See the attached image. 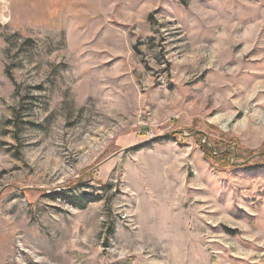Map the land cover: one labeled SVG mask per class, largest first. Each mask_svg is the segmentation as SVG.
I'll return each mask as SVG.
<instances>
[{
	"label": "rangeland",
	"instance_id": "1",
	"mask_svg": "<svg viewBox=\"0 0 264 264\" xmlns=\"http://www.w3.org/2000/svg\"><path fill=\"white\" fill-rule=\"evenodd\" d=\"M0 2V264H264V0Z\"/></svg>",
	"mask_w": 264,
	"mask_h": 264
},
{
	"label": "trees",
	"instance_id": "2",
	"mask_svg": "<svg viewBox=\"0 0 264 264\" xmlns=\"http://www.w3.org/2000/svg\"><path fill=\"white\" fill-rule=\"evenodd\" d=\"M209 156L210 157H208V158L214 159V157H212L211 154ZM60 195H61V197H63L64 200H67V202L70 203L73 207L82 209V208H84V206H86L87 199H85L84 196L83 197H75V196H73L72 191L71 192H63Z\"/></svg>",
	"mask_w": 264,
	"mask_h": 264
},
{
	"label": "bare ground",
	"instance_id": "3",
	"mask_svg": "<svg viewBox=\"0 0 264 264\" xmlns=\"http://www.w3.org/2000/svg\"><path fill=\"white\" fill-rule=\"evenodd\" d=\"M5 4H6L5 2H4V3H1V2H0V5H1L2 7H4ZM1 13L4 14L5 12L3 11V12H1ZM5 14H6V13H5Z\"/></svg>",
	"mask_w": 264,
	"mask_h": 264
}]
</instances>
